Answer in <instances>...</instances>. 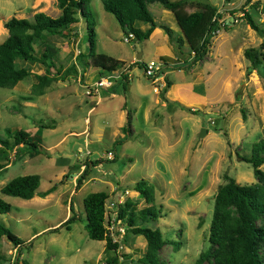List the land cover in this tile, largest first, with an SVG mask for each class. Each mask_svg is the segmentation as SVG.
<instances>
[{
  "label": "rangeland",
  "instance_id": "obj_1",
  "mask_svg": "<svg viewBox=\"0 0 264 264\" xmlns=\"http://www.w3.org/2000/svg\"><path fill=\"white\" fill-rule=\"evenodd\" d=\"M190 1L192 10L204 2L215 9H222L223 3L229 6L241 1L237 8L247 3L252 6L254 2ZM33 2L0 0V42L6 37L2 23L11 16L30 19L35 10L51 18L58 16L54 0H42L37 4L40 9L33 8ZM259 4L264 13V0H259ZM88 7L94 20L96 51L125 62V82L122 87L121 79L111 78L115 84L97 87L98 95L92 92L88 96L85 91L96 82L97 74L85 70L84 75H68L64 80L57 76L41 95H34L30 85L37 74L43 73L44 65L20 61L19 65L28 70L27 78L12 88L0 87V134L4 127L25 130L29 136L36 134L39 149L36 155H14L0 148V161L5 164L0 172V186L18 175L37 174V192L53 187L45 196L34 195L30 199L0 194L9 205L6 213H0V223L22 241L13 248L4 236L0 238V264L11 263L16 251L17 264H104L112 256L115 264H140L138 258L145 246L141 236L125 230L122 236L112 238L117 244L115 251H105L104 241L89 239L83 227L85 195L95 191L118 195L123 189L128 190L129 209L133 212L145 206L156 210V218H136L135 223L161 232L165 244L159 250V259L167 264H192L206 247L213 195L223 182V174L241 185L255 182L251 166L242 158L249 156L252 143L264 139L263 94L254 91L257 79L264 90V58L246 75L248 61L237 47L256 48L260 37L242 21H226L236 34L229 39L227 31L219 29L211 39L207 59L189 71L163 69L156 82H151L142 66L156 58L152 43L134 37L124 42L127 34L102 9L100 0H89ZM147 9L154 21L159 16L157 10L165 11L161 21L174 28L168 10L157 3L148 4ZM259 13L253 7L249 10L250 17L264 28V22L257 20ZM134 26L144 29L147 23L137 21ZM70 32L69 38H54L59 49L58 62L49 74L55 75L56 67L62 73L78 49L86 52L85 25L78 21ZM34 48L38 55L42 45ZM132 57L136 63L126 70ZM191 77L197 84L194 91L203 89L204 110L191 114L177 101L169 103L170 107L157 104L159 97L153 86L160 87L165 79L188 81ZM126 111L130 133L121 129ZM200 129L206 130L202 137L198 136ZM115 140L121 141L114 143ZM84 166L85 178L75 187ZM139 179L153 188V200L148 204L132 188ZM69 205L79 218L69 223L66 230L58 226L72 214ZM118 221L125 228L123 221ZM54 227L55 231H49ZM171 241L178 242L177 248Z\"/></svg>",
  "mask_w": 264,
  "mask_h": 264
},
{
  "label": "trees",
  "instance_id": "obj_2",
  "mask_svg": "<svg viewBox=\"0 0 264 264\" xmlns=\"http://www.w3.org/2000/svg\"><path fill=\"white\" fill-rule=\"evenodd\" d=\"M251 0H244L247 3ZM89 0H55L59 9L56 18H51L42 11H35L30 19L11 16L3 21L2 26L6 30V37L0 42V87L12 88L17 82L27 78L28 70L20 66L19 62H38L44 65V71L35 76V82L30 85V93L41 95L57 76L64 80L68 75L77 76L89 67H95L99 75L110 74L119 71L117 79L121 84L125 82L123 72L124 61L113 58L96 51V33L92 12L88 7ZM103 10L110 13L119 29L127 34L131 33L136 40H144L155 26H159L165 32L167 40L173 48L175 57L162 55L159 61L161 68L153 81L163 69H175L188 71L199 63L207 53L211 39L219 29H225L224 25L213 19L216 9L206 2L198 4V8L186 12L185 7L190 4L189 0H100ZM151 3L159 4L168 10L177 25L178 31H174L164 24H156L147 9ZM256 8L259 0L252 2ZM242 4L234 8L232 12H240V18L244 23L256 32L261 41L256 48L243 49L242 56L248 61L249 70H254L264 58V28L254 23ZM82 20L86 30V52L77 50L73 62L60 73L56 67L55 75L49 74L50 68L55 67L58 62V47L55 37L69 38L72 35L70 27ZM137 21L145 22L149 26L144 31L134 26ZM35 45H42L41 52L36 55ZM181 56V57H180ZM180 58V59H179ZM128 64L126 70L131 64ZM59 66V65H58ZM118 83V82H117ZM170 85L169 80H164L162 87L158 90L159 97L165 100L163 93ZM89 96V95H88ZM181 108L191 114L199 112L198 109ZM242 119L244 115L241 114ZM129 112L126 111L125 124L121 126L123 132H128ZM38 136H29L28 132L21 129L4 127L0 134V148L13 152L14 155L32 152L38 154ZM125 137V136H123ZM121 140H115V142ZM252 169L255 182L241 185L227 174H223V182L216 187L213 195L212 212L208 226L206 247L198 253L192 264H264V139L252 143L250 154L243 157ZM5 164L0 161V172ZM87 168L84 166L76 177L75 187L84 180ZM39 176L37 174H25L12 177L0 186V194L30 199L34 195L45 196L52 191L53 187L37 192ZM133 190L137 192L145 204L153 200V188L144 179L134 182ZM111 196H114L111 195ZM110 196L104 191L90 192L82 200L84 210V230L91 240L104 241L105 251H115L117 244L112 241L106 224L110 214L105 213L104 202ZM130 201L126 199L124 204L117 205L115 220H122L124 230L139 235L144 239L145 246L143 254L138 258L140 264H167L159 259V250L165 244L161 232L157 228H148L136 225L135 220L151 217L156 218L157 212L152 206H145L136 212L129 209ZM9 205L0 198V213H6ZM69 210L72 209L69 205ZM72 212L58 227L64 226L69 229V223L78 219ZM57 227L49 229L55 231ZM5 239L13 248H18L22 241L12 234L0 223V238ZM177 248L178 242H170ZM17 250V249H16ZM19 252L11 263L17 264ZM115 256L105 259L104 264H115ZM22 264H28L22 261Z\"/></svg>",
  "mask_w": 264,
  "mask_h": 264
},
{
  "label": "crops",
  "instance_id": "obj_3",
  "mask_svg": "<svg viewBox=\"0 0 264 264\" xmlns=\"http://www.w3.org/2000/svg\"><path fill=\"white\" fill-rule=\"evenodd\" d=\"M45 2V0H43ZM47 2H49V0H46ZM190 1V0H189ZM226 1V0H225ZM40 2L42 3V0H34L33 2V8L37 7ZM55 4V0L54 2H52ZM191 3L192 1H190V4L185 7V11L186 12H190V11H193L191 9ZM239 3H241V1H239L238 3H235V4H232V5H229L227 6V3H223L224 5L222 6V9H216V14L214 15V18L217 22H219L221 25H224L225 26V29L227 31V36H229V39H231L232 37L235 36L236 32H234V29H231L232 26L231 24H226V21H230L232 22V24H235L239 21H242L244 22L241 18H240V15L241 13L240 12H232V10L235 8V6H237ZM38 4V5H37ZM250 4L247 3L246 5L243 6V9L245 11L248 12L249 14V10L253 7L255 8L253 5L252 6H249ZM37 9H40V7L38 6ZM103 9V8H102ZM222 10V12H221ZM256 10H258L261 15L264 14L263 13V6H261V4L258 5V7H256ZM37 11V10H35ZM33 11L32 14L35 12ZM157 12L159 13V16L157 17L158 19H155V22L156 24H164L162 21H161V16H165L166 15V12L163 11V10H157ZM153 13V12H152ZM259 13V14H260ZM172 15V14H171ZM250 15V14H249ZM173 17V16H172ZM174 19V18H173ZM258 22H261L262 21L260 19H257ZM171 23L174 24V28H171L172 30L174 31H178V28H177V25H176V22L175 20H172L171 19ZM254 23H256L255 20H253ZM81 22V24H84L82 20H79V23ZM257 24V23H256ZM165 25V24H164ZM148 24L146 27H144V29H140L142 31H144L145 29L148 28ZM247 26V25H246ZM170 28V27H169ZM253 31V30H252ZM218 30L216 31L215 35L217 34ZM235 33V34H234ZM260 37V36H259ZM144 40H149L152 45H153V49H154V52L156 53L155 57L159 58L160 56L162 55H165V56H171V57H175L174 56V51H173V48L171 47V45L169 44L168 40H167V37L165 35V32L163 31L162 28H160L158 25L155 26L151 32L149 33L148 37ZM212 41V40H211ZM261 41V37L259 39V43ZM258 43V44H259ZM258 46V45H257ZM172 48V49H171ZM247 48V47H246ZM243 49L245 48H241V47H237V51L238 52H241L242 54V51ZM85 50V49H84ZM97 50V49H96ZM98 52V51H97ZM139 56H141V53L138 54ZM140 58V57H139ZM155 58V59H156ZM117 59V58H116ZM180 59V58H179ZM203 59H207L206 56H204ZM121 60V59H119ZM132 61H134L133 57L130 58V60L128 61L129 63H131ZM201 62V61H200ZM200 62L198 64H200ZM196 64V65H198ZM195 65V66H196ZM193 68V67H192ZM189 69V70H192ZM86 70H94L96 72V77H101V76H108V75H111L110 74H103V75H99L98 74V70L95 68V67H89L87 68ZM188 70V71H189ZM182 71V70H180ZM85 72L82 73V75H84ZM118 76V75H117ZM117 76L113 75L109 78V82L111 81V78H117ZM157 78V77H156ZM156 78L151 81V82H156ZM195 78L194 77H191L188 81H185L184 79H179L178 81H170V85L167 87L166 91L163 93V96L165 98V100L161 99L159 97V94H158V90L161 88V85L162 82H161V85L160 87H156V86H153V91L158 95L159 97V102L157 104H159L160 106H167V107H170V104L171 102L173 101H177L180 106L182 107H186V108H190V109H194V108H197L199 111L200 110H204L205 108V105H206V101H205V96H204V93H203V89H199V90H196L194 91L195 89V86L197 85L196 83H194L195 81ZM256 84L254 85L255 87V90L254 91H258L259 93L263 94L262 96V101H264V90L262 89L263 87L261 86V83L260 81L257 79L256 80ZM81 82V80H80ZM111 83H114L115 84V81L113 80L112 82H110V85ZM91 85V84H90ZM110 89V88H109ZM93 94V93H92ZM92 94H89V95H92ZM95 95H98V89L96 88V91L94 92ZM261 101V102H262ZM155 102H157V99H155ZM131 128V127H130ZM95 263V262H93Z\"/></svg>",
  "mask_w": 264,
  "mask_h": 264
},
{
  "label": "built area",
  "instance_id": "obj_4",
  "mask_svg": "<svg viewBox=\"0 0 264 264\" xmlns=\"http://www.w3.org/2000/svg\"><path fill=\"white\" fill-rule=\"evenodd\" d=\"M251 1H257V0H251ZM214 19V17H213ZM260 20L264 22V14L261 15ZM133 35L131 33H127L126 37H123V41L127 42L129 38H132ZM162 63L159 60L156 59H150L143 63L142 70L143 73L150 77V76H155L156 72L161 68ZM113 76V74L108 75V76H101L98 77L96 82H94L93 85H90L87 87L88 89L85 91V94L89 95L92 92L96 91L97 87H109L110 82L109 78ZM109 156H112L110 152L107 153ZM128 195V190L123 189L118 195L110 196L108 199L105 200L104 202V208H105V213H109L110 217L108 220V223L106 224V228L108 230L109 235L111 238L114 236H122L125 233V230L122 226H119V221L115 220V214H116V208L117 205H122L127 199ZM112 241H114L112 239Z\"/></svg>",
  "mask_w": 264,
  "mask_h": 264
},
{
  "label": "water",
  "instance_id": "obj_5",
  "mask_svg": "<svg viewBox=\"0 0 264 264\" xmlns=\"http://www.w3.org/2000/svg\"><path fill=\"white\" fill-rule=\"evenodd\" d=\"M205 133H206V130L205 129H200V131L198 133V136L199 137H202Z\"/></svg>",
  "mask_w": 264,
  "mask_h": 264
}]
</instances>
